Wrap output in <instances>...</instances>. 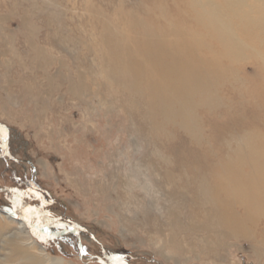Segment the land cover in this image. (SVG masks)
I'll list each match as a JSON object with an SVG mask.
<instances>
[{"label":"rangeland","instance_id":"obj_1","mask_svg":"<svg viewBox=\"0 0 264 264\" xmlns=\"http://www.w3.org/2000/svg\"><path fill=\"white\" fill-rule=\"evenodd\" d=\"M158 45L208 84L187 127ZM255 139L264 0H0V264H264L263 207L233 237L213 214Z\"/></svg>","mask_w":264,"mask_h":264},{"label":"bare ground","instance_id":"obj_2","mask_svg":"<svg viewBox=\"0 0 264 264\" xmlns=\"http://www.w3.org/2000/svg\"><path fill=\"white\" fill-rule=\"evenodd\" d=\"M164 56L165 52L159 48V45L150 55V60L154 63L153 67L158 72L162 88L175 101V104L171 102L172 104L169 105V101L161 99V103L166 107V109L163 107L161 113L165 118L170 115L171 117L173 115L178 116L184 126L187 127L188 117H186V114L184 115L183 111L186 108L193 107L192 101L195 97L200 99V101L204 99L205 102V96L209 92L208 84H206L205 78L192 66L181 65L176 61H174L175 63H166ZM197 84L200 86H197ZM201 97L203 98L201 99ZM175 106L177 108H174ZM255 140V142H252V148L248 154L252 161H248L246 165L243 164L249 170L253 168L250 173L249 170L247 171L248 177L244 179L238 178L240 173L238 170L239 162L233 163L231 160L220 162L221 164L213 170L216 176V181L212 185L216 205L213 214L219 218L220 225L224 226L228 237H233L235 234H243V230L247 225L257 222L255 213L262 207L264 208V161H260L261 159L264 160V147L260 146V144L257 146L259 140ZM238 158H240V155ZM223 177H226L228 182H222L221 178ZM235 207L243 209L244 212L238 214L235 212ZM262 215H264V211ZM259 219L261 218L259 217Z\"/></svg>","mask_w":264,"mask_h":264},{"label":"water","instance_id":"obj_3","mask_svg":"<svg viewBox=\"0 0 264 264\" xmlns=\"http://www.w3.org/2000/svg\"><path fill=\"white\" fill-rule=\"evenodd\" d=\"M16 191H18L17 189H15ZM20 201H21V203H22V197L20 198ZM19 219H22V218H20L19 217ZM21 221V220H20ZM67 234H69V232H65L64 234H62V233H57L56 235L57 236H61V235H67Z\"/></svg>","mask_w":264,"mask_h":264}]
</instances>
